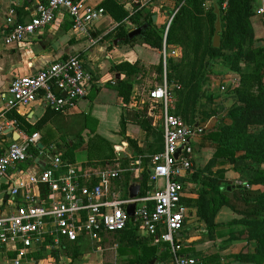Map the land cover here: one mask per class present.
<instances>
[{
	"label": "crops",
	"instance_id": "0c3cea01",
	"mask_svg": "<svg viewBox=\"0 0 264 264\" xmlns=\"http://www.w3.org/2000/svg\"><path fill=\"white\" fill-rule=\"evenodd\" d=\"M44 1L46 0L19 1L16 4L17 21L25 23L31 20L36 5ZM77 1H85L92 5H100L103 2V0ZM120 2L124 4L130 15L143 7L154 10L157 18L153 20V27L157 29L171 17L177 0H120ZM11 5L12 0H0V108L4 93L16 77L32 75L54 61L72 55H79L82 58L86 69L94 75V80L86 97L77 100L74 105L38 131L43 144L41 150L32 152V159L16 164L5 178H0V212H7L16 206L10 196L11 182L16 178L39 173L47 166L53 152L62 153L65 150L66 141L70 144L78 140L83 141L82 145L76 149L74 164L84 175L82 178L84 184H101L109 195L115 193L120 198H130V186L134 182L141 184L140 180L143 179L144 172L148 173L152 164L151 156L164 148L162 109L150 98L148 88L160 80L161 73L158 67L162 59L164 74L167 75V60L179 58L183 52L182 47L175 45L167 47L164 43L162 50H156L141 41L135 45L125 43L126 37L117 35L118 23L108 12L92 24L91 37H88L73 31L72 19L66 11L60 12L51 25L36 31L23 42L7 45L4 37L10 30L6 20ZM252 22L255 33L262 32L263 26L254 18ZM124 25L128 32L136 28L128 20ZM111 32L112 36L107 37V34ZM124 61L132 64L139 62L140 66V72L133 76L135 83L128 105L113 87L117 79L126 77L125 72L110 71L112 64ZM162 79H164L163 76ZM48 108V104L42 96H39L29 106L18 107L7 115L17 120L19 115L23 121L34 124ZM129 110L141 112L148 128L129 121L125 130H122V115H127ZM9 129H6V133ZM8 143L7 135L0 134V148L5 150ZM192 146V162L195 168L190 175L209 163L218 144L200 135L192 141ZM117 149L121 151L118 152ZM223 160L224 158H218L219 162ZM221 167L227 168L225 177L237 184L239 174L230 164L215 165L213 167L215 177L219 178L216 171ZM104 172H116L118 175L107 178L103 175ZM150 184L152 188L147 193L162 187L164 180L150 181ZM197 196L192 194L193 198ZM148 204L151 205L152 202ZM192 208L191 213L193 210L195 214L194 224L191 228H182L178 233L184 245V254L199 257L203 264H253L238 259V255L242 251L253 250L254 245L249 246L244 240H229L233 230L241 229L238 225L230 224L237 217L234 211L228 207L222 208L215 217V224L210 225L198 215L196 205ZM136 228L135 233L132 232L133 227L129 226L122 232L104 234L100 242L94 243L90 238L85 237L76 244L88 246L90 249L98 248V250L95 248L93 252L100 256V261L95 264H168L172 257L169 245L155 243L145 229L140 226ZM114 234L116 238L110 237ZM104 247L113 249L106 253L108 250L103 249ZM41 251H34L31 254L34 264H44L43 260H36V256ZM85 252L82 250L79 257H82ZM15 257L16 252L13 250L6 247L0 248V264H14Z\"/></svg>",
	"mask_w": 264,
	"mask_h": 264
},
{
	"label": "built area",
	"instance_id": "2783aa9c",
	"mask_svg": "<svg viewBox=\"0 0 264 264\" xmlns=\"http://www.w3.org/2000/svg\"><path fill=\"white\" fill-rule=\"evenodd\" d=\"M19 1L12 0L8 9L6 21L10 30L4 37L7 45L21 43L51 25L62 11L70 15L73 31L91 37L92 24L106 13L103 7L85 1L46 0L36 5L31 20L20 23L16 7ZM257 11L264 17V0ZM93 80L94 75L86 69L82 58L72 55L11 82L2 97L0 134L13 128L19 138L9 142L0 153V178H5L16 164L32 159L30 150L41 142L40 132L25 133L19 128V121L9 118L7 113L29 106L39 96L51 108L64 112L88 95ZM149 96L161 105L164 127V148L151 156L150 180L163 179L164 185L136 199H123L115 193L109 195L101 184H84V175L78 167L69 164L65 168L62 153L53 152L47 166L39 173L11 182L10 196L16 206L0 212V248L16 252L14 264H34L31 260L34 251L62 248L64 243H77L85 237L94 243L100 242L104 234L126 229L130 218H134V224L145 229L155 243L169 245L172 257L168 264H203L199 257L182 252L184 245L178 233L189 213L188 206L182 203V179L192 169V141L206 132L207 124L190 125L181 116L170 113L173 92L166 74L163 82L150 90ZM181 146L184 149L177 158ZM103 175L114 178L118 174L104 172ZM237 184L250 187L248 183L238 181ZM134 201L137 209L131 217L126 207Z\"/></svg>",
	"mask_w": 264,
	"mask_h": 264
},
{
	"label": "trees",
	"instance_id": "16d2710c",
	"mask_svg": "<svg viewBox=\"0 0 264 264\" xmlns=\"http://www.w3.org/2000/svg\"><path fill=\"white\" fill-rule=\"evenodd\" d=\"M206 1L177 0L171 14L175 15L169 27L164 24L157 29L153 27L154 10L147 7L130 15L120 0H103L98 6L103 7L118 23L117 35L126 37L125 43L135 45L141 41L156 50H162L164 43L167 47H183V57L179 61L167 60L166 76L173 92L170 113L181 116L190 125L204 126L219 111L218 108L206 110L203 103L205 87L212 78L213 63L220 61L241 75L240 85L228 90L233 93L235 101L225 110L221 119L203 134L218 144L214 156L203 169L190 175L191 169L182 179V203L193 207L196 205L198 215L210 225L215 224V217L222 208H230L237 216L230 224L238 225L241 229L233 230L229 240H244L249 246L254 245L253 250L242 251L238 259L264 264V44H255L252 22L255 0H208L209 6ZM126 20L136 27L145 22L150 25L140 37L130 39L124 27ZM111 36L112 32L107 34V37ZM244 67L248 69L244 70ZM110 71L125 72L126 77L117 79L113 87L128 105L135 83L133 76L140 72L139 62L114 63ZM61 114L62 111L49 106L34 124L17 116L19 127L32 134ZM129 121L148 128L141 112L129 110L127 115L123 114L122 130H125ZM82 142H65L62 152L65 168L74 164L76 149ZM40 150L41 147L37 146L30 151L36 153ZM3 151L0 148V153ZM219 157L224 160L219 162ZM226 164L232 165L238 172L239 182L248 183L252 188L243 185L238 188V184L225 177L227 168L217 169L219 178L215 177L213 167ZM152 166L140 180L141 195L152 188ZM188 186L191 196L185 195ZM228 186L233 187L229 189ZM192 194H197V198H193ZM129 226L133 227V233L137 232L138 225L134 224V218H130ZM61 249L71 252L75 258H79L82 253L76 243H64ZM52 252L57 258L60 256L59 248Z\"/></svg>",
	"mask_w": 264,
	"mask_h": 264
},
{
	"label": "rangeland",
	"instance_id": "374dc122",
	"mask_svg": "<svg viewBox=\"0 0 264 264\" xmlns=\"http://www.w3.org/2000/svg\"><path fill=\"white\" fill-rule=\"evenodd\" d=\"M260 2H261V0H255V2H254V16H253V18L259 24H261V26H263L262 32H259L258 34L255 33V36H256L255 44H257V45L264 44V17L261 16L257 11ZM206 5L209 6L210 1L207 0ZM174 15L175 14L171 15V17L165 23V24H167V27L170 24V22L172 21ZM182 49H183V47H182ZM183 52L179 58L172 59L173 62L179 61L183 57ZM160 64L161 65L158 67L159 71L161 68L160 80L157 84H154L152 87H149L148 88L149 91L163 82L162 76H163V78L165 76L163 59H162ZM170 66H171V64H170ZM245 69L247 70L248 68L244 67V70ZM212 73H213L212 78L210 79V81L208 82V84L205 87V95L203 97V103H204V108L206 110L211 111L214 108H218L219 111L217 112L216 115H214L211 119L208 120V123L210 125H213L217 120H220L221 117L224 115L225 110L233 104V102L235 101L234 97L232 96L233 93L229 92L228 90H229V88H232V89L237 88L240 85V79H241V75L239 73L233 72L232 70H230L226 65H224L220 61L213 63ZM255 89L256 88H254V90ZM159 106L161 107L160 104H159ZM159 106H158V108H159ZM170 107H171V105H170ZM209 124L206 125L207 129L210 128ZM194 168H195V166L192 162V170H194ZM249 188H252V186L250 185ZM189 191H190V187L188 186V188L185 191L187 196H189V194H190ZM188 206H189V214L187 216V221L184 224L183 229H186L187 227L191 228V226L194 224L195 214H194L193 210H192L193 213H191L192 206H190V205H188ZM110 237L116 238V234H114ZM115 243H117V242L115 241ZM113 245H115V244H113ZM95 248L91 247V249H90L88 246L85 247V246L81 245L80 246L81 252H82V250H85L86 252L83 254L82 257H79V258L78 257L75 258L71 252L68 253L65 250H62L61 248H59L60 256L58 258L55 256V254L50 252L51 251L50 249L42 250L41 252H39L40 254H38L36 256V260H43L44 264H95V263H98L100 261V258H99L100 256L97 253L93 252L96 249L98 250V248H96V249ZM103 249H107L108 251H106V253L107 252L109 253V252H111V250L113 248H105L104 247ZM115 249H117V247H115Z\"/></svg>",
	"mask_w": 264,
	"mask_h": 264
},
{
	"label": "water",
	"instance_id": "95a60500",
	"mask_svg": "<svg viewBox=\"0 0 264 264\" xmlns=\"http://www.w3.org/2000/svg\"><path fill=\"white\" fill-rule=\"evenodd\" d=\"M157 18V15L156 14H153V20H156ZM149 23L148 22H145L144 24L130 30L128 32V37L130 39H133L137 36H140L144 33L145 30H147L149 28ZM57 92H59V88H57L56 90ZM198 125V124H197ZM7 137H8V142H11L12 140L14 139H18L19 138V133L14 131V129H9L8 132L6 133ZM39 147H43V144L40 142L38 144ZM183 148L184 146H181L179 147V149L177 150V153H176V157L178 158L182 151H183ZM233 186H228L229 189H231ZM238 188H241L242 185H237ZM129 197L131 199H136L138 198L139 196H141V184L139 183H136L134 182L131 186H130V189H129ZM136 209H137V202H131L127 205L126 207V212L128 213V215H130L131 217H134L135 216V212H136Z\"/></svg>",
	"mask_w": 264,
	"mask_h": 264
}]
</instances>
